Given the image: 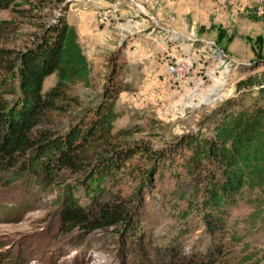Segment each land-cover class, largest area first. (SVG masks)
I'll list each match as a JSON object with an SVG mask.
<instances>
[{
	"label": "rangeland",
	"instance_id": "1",
	"mask_svg": "<svg viewBox=\"0 0 264 264\" xmlns=\"http://www.w3.org/2000/svg\"><path fill=\"white\" fill-rule=\"evenodd\" d=\"M63 8L89 58L91 85H72L70 99L44 112L40 131L87 121L118 60L125 90L114 132L127 133L91 150L80 171L61 167L47 181L26 174L10 182L0 173V264H144L176 246L187 254L221 251L229 264H264V194L245 189L211 209L205 190L213 166L204 162L192 174L181 141L210 134L227 98L259 101L242 84L264 72V0H0V47L25 50ZM55 83L53 74L44 90ZM17 95V79L0 69V97L12 103ZM115 151L131 156L86 187V169ZM71 190L91 220L119 202L130 225L67 230Z\"/></svg>",
	"mask_w": 264,
	"mask_h": 264
},
{
	"label": "trees",
	"instance_id": "2",
	"mask_svg": "<svg viewBox=\"0 0 264 264\" xmlns=\"http://www.w3.org/2000/svg\"><path fill=\"white\" fill-rule=\"evenodd\" d=\"M66 13L65 8L57 12L53 21L46 24L41 35L25 50L14 52L0 47V69L12 74L19 84L16 101L10 103L0 97V173H4L9 182L26 174L47 181L48 175L55 174L61 167L80 171V161L87 160L91 150L127 133L125 130H120L119 134L114 132L115 122L121 116L116 101L125 90L118 79L122 78V65L118 60L111 66L101 102L87 121L64 132L40 131L44 112L70 99L72 85L77 82L91 85L89 58ZM53 74L56 83L45 91L44 83ZM249 87L260 93L259 101L246 105L229 97L216 111L219 117L210 134L182 136L185 138L181 141L188 151L182 156V162L192 174H200L204 162L213 166L205 190L206 204L213 210H222L245 189H258L264 194V72L242 84L243 91ZM130 156L131 152L118 151L96 167L87 168L82 183L89 187V181L95 176L110 173L118 166L121 168L124 164L121 160ZM64 201L66 207L62 216L69 231H87L120 223L129 226L131 223L119 202L102 209L99 217L91 220L90 210L79 204L72 190ZM207 221L210 225V219ZM222 253L187 254L176 246L144 264H229L221 259Z\"/></svg>",
	"mask_w": 264,
	"mask_h": 264
},
{
	"label": "crops",
	"instance_id": "3",
	"mask_svg": "<svg viewBox=\"0 0 264 264\" xmlns=\"http://www.w3.org/2000/svg\"><path fill=\"white\" fill-rule=\"evenodd\" d=\"M177 9H179V8H177ZM84 26H88V24L87 25H84ZM128 28H126V30H127ZM103 30H104V33L106 34L105 35V37L106 38H108V32L106 31V28H103ZM109 31H111V30H109ZM145 30H143L142 28H140V29H138V30H134L133 32H134V34H138V36L137 35H135V37L133 38V40L136 42V43H140L139 41L140 40H138L137 38H141V39H143V33L142 32H144ZM140 33H142V34H140ZM112 35V34H111ZM145 37V36H144ZM103 41H105V39H103ZM129 43H132V42H129ZM220 83L222 84V82L220 81Z\"/></svg>",
	"mask_w": 264,
	"mask_h": 264
},
{
	"label": "built area",
	"instance_id": "4",
	"mask_svg": "<svg viewBox=\"0 0 264 264\" xmlns=\"http://www.w3.org/2000/svg\"><path fill=\"white\" fill-rule=\"evenodd\" d=\"M171 66V65H170ZM170 66H169V68H170ZM187 78H188V80H195V78L194 77H191V76H186Z\"/></svg>",
	"mask_w": 264,
	"mask_h": 264
}]
</instances>
